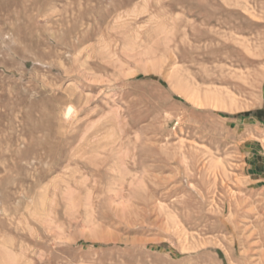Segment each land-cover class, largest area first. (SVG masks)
<instances>
[{"label":"rangeland","instance_id":"obj_1","mask_svg":"<svg viewBox=\"0 0 264 264\" xmlns=\"http://www.w3.org/2000/svg\"><path fill=\"white\" fill-rule=\"evenodd\" d=\"M263 257L264 0H0V264Z\"/></svg>","mask_w":264,"mask_h":264},{"label":"bare ground","instance_id":"obj_2","mask_svg":"<svg viewBox=\"0 0 264 264\" xmlns=\"http://www.w3.org/2000/svg\"><path fill=\"white\" fill-rule=\"evenodd\" d=\"M212 98V97H211ZM214 99V98H213ZM216 100H217V98H215ZM214 99V100H215ZM214 100H212V101H214ZM220 101H221V99H220ZM216 103H217V101H215ZM222 103H223V101H221ZM221 163V162H220ZM216 167V166H215ZM204 168V167H203ZM264 258V257H263Z\"/></svg>","mask_w":264,"mask_h":264}]
</instances>
